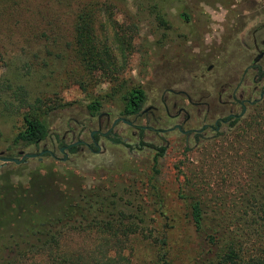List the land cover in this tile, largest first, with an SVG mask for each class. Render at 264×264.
Here are the masks:
<instances>
[{"label": "trees", "instance_id": "1", "mask_svg": "<svg viewBox=\"0 0 264 264\" xmlns=\"http://www.w3.org/2000/svg\"><path fill=\"white\" fill-rule=\"evenodd\" d=\"M113 6L109 0L79 4L71 37L58 53L64 65L56 86L70 79L81 82L84 75L95 71L118 78L133 45L127 30L137 27L125 29L118 23ZM101 11L107 14L111 29V35L104 29L103 38L97 33ZM156 13L165 24L163 13L159 9ZM116 84L121 114L138 112L144 102L143 88ZM61 88L29 98L18 87L14 95H20L22 107L17 110L20 124L11 133V148L38 147L52 135L50 113L66 104L60 97ZM92 95L86 107L95 115L104 99ZM257 124L264 122L257 120ZM259 131L254 133H264ZM55 141L61 142V137ZM143 146L155 150L154 174L135 178L133 184L138 190L145 185L142 190L152 196L158 221L146 220L138 205H121L116 192L105 186L87 187L72 171L65 177L40 161L24 181L1 175L0 264H264V148L258 143L238 145L234 154L182 172L176 197L191 233L177 241L172 238L175 217L167 213L158 185L156 163L165 146L140 139L136 147ZM228 184L234 186V199L225 197Z\"/></svg>", "mask_w": 264, "mask_h": 264}, {"label": "rangeland", "instance_id": "2", "mask_svg": "<svg viewBox=\"0 0 264 264\" xmlns=\"http://www.w3.org/2000/svg\"><path fill=\"white\" fill-rule=\"evenodd\" d=\"M85 1L88 0H0V155L21 158L20 150L39 152L44 148L55 154L39 155L19 164L7 162L2 165L0 161V176H8L14 182L24 181L40 161L44 167H50L65 177L72 171L78 179H84L87 187L105 186L109 191L116 192L115 196L121 205L140 206L146 220L158 221L152 196L142 190L145 185L139 191L133 184L135 178L154 174L155 150L146 146L142 149L135 148L138 137L131 128L119 124L115 131L132 147L99 135L101 149L98 152L82 146L75 153L64 157L58 151L55 140L70 128L74 134L77 132L78 138L92 143L89 131L96 128L97 116L91 119L86 104L93 93L102 95L104 100L100 111L110 112L111 122L122 108L120 91H116V83L119 81L143 86L149 98L146 103L148 106L159 98L166 84L178 79L179 87L188 89L196 99L208 100L213 109V102L217 97L210 86L213 74H208L205 78L199 77L200 62L193 51L197 48L195 45L198 42L203 44V41H209L210 38L212 41H221L214 43L213 56L206 58L204 63V66L215 63L219 80L225 79L227 72L248 65V58L244 59L232 52L239 43L227 45L225 39L231 37L232 21L235 18L238 21L240 18L237 16L242 13L252 15L257 3L256 0H109L113 2V17L118 23L125 29L132 25L137 27L132 32L127 30V33L132 34L133 41L127 64L121 69L117 79L115 74L95 71L84 75L81 82L70 79L56 86L64 65L58 53L71 37L76 9ZM157 9L163 13L167 21L165 24L159 21ZM183 12L186 13L185 17ZM106 17L104 11L99 13L97 33L101 38L106 33V27L111 35ZM225 47L231 48V55L225 53ZM19 86L25 89L29 98L62 87L60 97L66 104L50 113L55 131L38 147H10L11 133L20 124L17 110L22 107L21 97L14 95ZM113 89L115 92H112ZM106 93L110 96L105 95ZM263 115L264 102L246 120L211 139L201 140L198 144L192 141L185 144L175 134L166 135L170 146L158 157L156 169L159 170L158 185L165 195L167 213L176 220L172 238L180 241L191 233L189 225L182 220L184 210L176 197L182 172L194 165L205 167L209 161L222 158L223 154H234L238 145L258 143L264 148V133H254L257 129L264 131V125L257 124V120L264 122ZM103 122L106 123L105 117ZM139 123H143V120ZM108 126L109 124L105 125L104 130ZM161 126L163 124L156 127ZM144 139L155 144L164 143L160 134L151 130H146ZM233 188V185L228 187L225 197L228 194L227 198H235Z\"/></svg>", "mask_w": 264, "mask_h": 264}, {"label": "flooded vegetation", "instance_id": "3", "mask_svg": "<svg viewBox=\"0 0 264 264\" xmlns=\"http://www.w3.org/2000/svg\"><path fill=\"white\" fill-rule=\"evenodd\" d=\"M255 2L257 3L255 12L252 15L242 13V15L237 16L240 19L236 21L235 18V21H232L231 37L225 39L227 45L233 42L239 43L232 52L236 56L248 58L250 60L248 65L233 69V71L227 72V75L225 73V79L219 80L220 75L215 69V63L211 62L205 66L204 63L207 61L206 58L213 56L212 47L214 43L221 41H212L210 38L209 41H203V44L198 42L195 45L197 48L193 50L196 52V59L200 62L198 66L199 77L205 78L208 74H213L210 79V86H212L213 92L217 93L216 101L213 102V109L208 100L196 99L188 89L179 87L180 81L178 79L166 84L154 104L146 106L149 98L145 88L140 85L144 90L145 97L138 112L123 115L121 108L119 114L111 122V113L108 111L101 112L100 109L95 115L89 113L91 119L97 116L96 128L89 131V139L92 143L78 138L77 132L74 134L69 128L61 137V142L55 141L58 145V151L64 157L75 153L82 146L88 147L93 152H98L101 149L98 143L99 135L110 137L115 142L126 143L120 133L115 131L119 124L131 128L133 134L137 135L135 148H137L136 145L140 139L149 142L144 139V134L146 130H151L160 134L164 142L156 145H163L166 150L170 146V140L166 137L167 134L179 136L185 144H189L191 141L198 144L199 141L211 139L246 120L264 102V0H256ZM229 39L231 41H227ZM225 53L230 54L231 48L225 47ZM103 117H105L106 123L103 122ZM122 118L130 123L124 122ZM115 120L116 122H114ZM140 120H143V123H139ZM107 124L109 126L104 130ZM162 124L163 126L156 127ZM126 145L128 147L133 146L128 143ZM72 147L76 149L71 151L70 148ZM44 150L50 152L42 153ZM35 153L37 154L36 157L45 153L55 156L54 152L48 148ZM3 164L6 163L2 162Z\"/></svg>", "mask_w": 264, "mask_h": 264}, {"label": "water", "instance_id": "4", "mask_svg": "<svg viewBox=\"0 0 264 264\" xmlns=\"http://www.w3.org/2000/svg\"><path fill=\"white\" fill-rule=\"evenodd\" d=\"M122 120L126 123H130L128 120L122 118ZM116 122V120L114 121ZM43 152H50L49 150H44L42 151ZM19 154H22L21 158H16V157H12V156H2L0 155V160L4 163H7V162H14L16 164H19L21 163L24 159L26 158H34L37 156V154L35 152H23L22 150L19 151Z\"/></svg>", "mask_w": 264, "mask_h": 264}]
</instances>
